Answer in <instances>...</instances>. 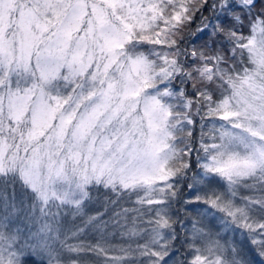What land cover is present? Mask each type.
I'll list each match as a JSON object with an SVG mask.
<instances>
[{
	"label": "snow or ice",
	"instance_id": "6c2138e0",
	"mask_svg": "<svg viewBox=\"0 0 264 264\" xmlns=\"http://www.w3.org/2000/svg\"><path fill=\"white\" fill-rule=\"evenodd\" d=\"M28 260L264 264V0H0V264Z\"/></svg>",
	"mask_w": 264,
	"mask_h": 264
},
{
	"label": "trees",
	"instance_id": "16d2710c",
	"mask_svg": "<svg viewBox=\"0 0 264 264\" xmlns=\"http://www.w3.org/2000/svg\"><path fill=\"white\" fill-rule=\"evenodd\" d=\"M194 27H195V24L193 25V28H194ZM205 131H207V129H205ZM243 194H247V193H243ZM125 206H130V205H125ZM189 227H190V224H189ZM237 236H238L239 239H243V237L240 236L239 233H237ZM112 243H113V244H120V243H121V240H120L119 237L117 236L115 239H112ZM26 264H32V261H31V260H28V261L26 262Z\"/></svg>",
	"mask_w": 264,
	"mask_h": 264
},
{
	"label": "rangeland",
	"instance_id": "374dc122",
	"mask_svg": "<svg viewBox=\"0 0 264 264\" xmlns=\"http://www.w3.org/2000/svg\"><path fill=\"white\" fill-rule=\"evenodd\" d=\"M33 231H35V228H33Z\"/></svg>",
	"mask_w": 264,
	"mask_h": 264
}]
</instances>
